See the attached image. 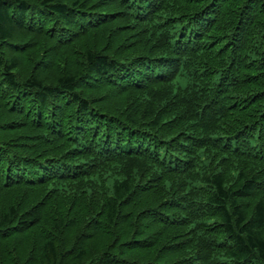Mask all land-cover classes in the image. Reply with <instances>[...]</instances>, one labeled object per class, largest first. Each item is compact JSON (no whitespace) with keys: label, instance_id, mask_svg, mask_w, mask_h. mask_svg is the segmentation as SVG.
I'll list each match as a JSON object with an SVG mask.
<instances>
[{"label":"trees","instance_id":"trees-1","mask_svg":"<svg viewBox=\"0 0 264 264\" xmlns=\"http://www.w3.org/2000/svg\"><path fill=\"white\" fill-rule=\"evenodd\" d=\"M0 264H264V0H0Z\"/></svg>","mask_w":264,"mask_h":264}]
</instances>
